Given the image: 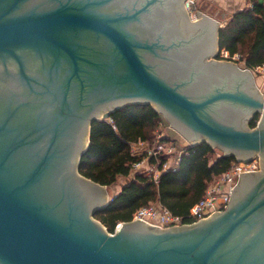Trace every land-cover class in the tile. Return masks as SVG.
<instances>
[{
    "label": "water",
    "instance_id": "1",
    "mask_svg": "<svg viewBox=\"0 0 264 264\" xmlns=\"http://www.w3.org/2000/svg\"><path fill=\"white\" fill-rule=\"evenodd\" d=\"M183 3L0 0V57L18 66L9 86L0 77V264H264V235L225 245L264 206V175L239 183L254 171L240 173L225 209L230 224L208 235L201 223L161 231L138 219L112 233L94 218L110 201L107 186L77 170L92 122L132 103L151 104L186 147L205 141L238 159L264 156V96L252 70L217 59L219 22L197 10L192 18ZM36 59L50 62L42 82L24 70ZM34 94L42 96L38 135L28 136L34 123L15 115ZM222 105L247 113L220 117ZM63 156L74 160L68 174Z\"/></svg>",
    "mask_w": 264,
    "mask_h": 264
},
{
    "label": "trees",
    "instance_id": "2",
    "mask_svg": "<svg viewBox=\"0 0 264 264\" xmlns=\"http://www.w3.org/2000/svg\"><path fill=\"white\" fill-rule=\"evenodd\" d=\"M249 2L251 6L233 13L231 19L218 29L216 58H221L222 50L228 52V59L240 54L242 66L253 69L264 63V7L259 0ZM257 118L259 115L255 114L251 127L255 126ZM162 123V116L151 104L132 103L91 124L89 143L80 157L79 172L106 186L114 184L119 177L131 176L107 206L94 213L110 232L116 223L132 220L138 208L151 202H159L172 214L184 217L185 223L192 222L187 217L191 206L203 196L212 176L226 171L235 159L233 155L224 154L213 157L216 148L202 141L186 147L177 167L162 172L155 183L151 175L134 170L133 164L146 154L134 155L132 144L168 141V137L156 138L155 131ZM166 159L165 155L159 156L160 163ZM155 162L154 157L148 158L149 164Z\"/></svg>",
    "mask_w": 264,
    "mask_h": 264
},
{
    "label": "flooded vegetation",
    "instance_id": "3",
    "mask_svg": "<svg viewBox=\"0 0 264 264\" xmlns=\"http://www.w3.org/2000/svg\"><path fill=\"white\" fill-rule=\"evenodd\" d=\"M185 1L186 0H184V3H183L184 10L188 12V10L186 9V6H185ZM120 3L124 4V1H120ZM155 7H157V8H155ZM155 7L152 6V9L155 8V9L163 11V8L160 5H157ZM180 7L181 6H179V5L178 6L176 5L174 7V11H175L176 14H177V12H183V8H180ZM223 58H217V59L225 60ZM232 61L236 62L238 60H232ZM49 63H50L49 61H45L44 60V62H43L41 59H36L34 61L33 60H31V61L28 60L27 68H25L24 70L25 71H30L32 74H36L38 76L39 82H42V76H43L45 70L48 69ZM17 69H18L17 63H15L13 61V59H10V61H9V60H5L4 58L0 57V77H1V81H2V83L4 85L8 84V83H6V79L8 78L7 75H9L10 73H13L14 70H17ZM8 79H9L8 81L11 82L10 79L16 80L17 77L8 78ZM8 86H9V84H8ZM39 88L42 89L41 86H39ZM246 88L249 91H251V87L246 86ZM26 98H27V100L26 99L23 100V103L21 104V108H20L19 111H16L17 114L15 116L17 117L18 120H23L24 121V125L27 124V123H34V127L30 126V127H25L24 128L25 129V134H27L28 136L29 135L31 136V134H34V132H35V130H34V128H36V124L35 123H38L37 121L40 118L39 117L40 111L38 109V106H36V105L40 104L39 101H40V99H42V96L34 94L33 96H28L27 95ZM235 109L232 108V107L227 108V106L222 105L220 108L217 106L216 111H218L217 113H219L220 117L224 116V117L230 118L232 120H234L233 116H235V119H237V118L241 119V118L245 117V115L247 113V110H245L244 108H241V109L235 108ZM15 110H13L10 107L9 114H8V116H10L9 118H12L14 116V114H15L14 111ZM233 110H235L236 112H234ZM232 111L234 112V114H232L233 113ZM255 114L259 115L258 120H256V125H257V123H258V121L260 119V113H255ZM255 114H253V116ZM34 135H38V133L35 132ZM260 135H261V137H260V141L258 142V145H261V144H259L261 141H262V144L264 145V128H262ZM262 150L264 151V146H263ZM255 156H257L259 158V160H260V168H259V170H256L254 172L242 175L241 178L239 179V183L243 182L245 180H248V178H250V177H258V176L261 177V176L264 175V156L262 157V156H260V154L259 155L255 154ZM251 157H253V155ZM73 161H74L73 158H71L70 156L69 157L68 156L67 157L63 156L61 158L60 162H59V166H60V169L62 170V172L68 174V171L70 170V164ZM79 162H80V159H79ZM79 162H78V165H77V170H78ZM78 172H79V170H78ZM233 198H234V196H232V198H231L226 210L228 208L232 207V205L234 203L233 201L236 199V198L235 199H233ZM248 201L249 202H254L255 201L254 197H247V201L246 202H248ZM263 201H264V199H263ZM239 208H241L242 212H244L247 207H246V204H243L242 206L238 207L237 209H239ZM226 210L224 209L221 212L215 213L214 215H212L210 217H207V218H204V219H201L199 221H192L190 223L182 222V223H180L178 225H173V226H170V227H163V228L156 227V228L160 229L161 231L162 230H166V229L167 230L168 229L173 230V229L181 228V227H183L185 225H191V224H194V223H201L200 225L203 226L201 231L208 235L213 230L224 228V227H226V226H228L230 224V220L231 219H230V217L227 216V214H225ZM252 217H253V220L251 221V223H248V224L246 223L244 225H241L235 230V232L230 236L229 241L225 244L226 247H232V246H233V248L237 247V244L240 243L246 237V233H249L250 235H253L254 233H256L257 236H261V238L263 237V235H264L263 234V231H264V226H263L264 225V206L260 208V211H255L253 213ZM130 221H134V220L132 219ZM122 222H127V221H121V222L116 223L113 232L115 231V229ZM259 225H261L263 228L261 226H259Z\"/></svg>",
    "mask_w": 264,
    "mask_h": 264
},
{
    "label": "built area",
    "instance_id": "4",
    "mask_svg": "<svg viewBox=\"0 0 264 264\" xmlns=\"http://www.w3.org/2000/svg\"><path fill=\"white\" fill-rule=\"evenodd\" d=\"M261 4L264 7V0H261ZM195 5H196L195 0L185 1L186 9L188 10V13L192 16V18L195 17ZM238 55L239 54H234L232 56L233 59L237 60L235 56ZM251 70L264 71V63L256 66ZM156 137L157 139L161 138L160 133H157ZM138 143L142 144L144 142H138ZM138 143L132 144V150H133V145ZM146 152H147L146 157L148 158L154 157L157 162L153 164H149L147 162L146 163L147 166L145 167L147 173H145V171L143 172L140 171V172L146 175H151L155 183L159 181L162 172L167 171L169 169L174 170L177 167L180 157L182 155V151L179 152L175 158L174 164L172 165V163L170 162L171 160L170 158L169 159L167 158L162 163L159 162V156L160 155L167 156V154L172 152V148L166 149V147L159 145L155 147L153 150H147ZM133 154L137 155L134 152ZM144 158L141 161L134 163L133 168L136 169L142 166L144 164ZM259 168H260V164H259V158L257 156H253L250 159H245V160L238 158L233 159L230 163L229 168L226 171L218 175L212 176L211 180L207 184L203 196L191 206L187 214V217L192 219L193 221H199L201 219L212 216L214 212H221L224 209H226L231 200V192L234 186L238 182L240 173L248 172V171H256L259 170ZM183 218L184 217L182 216H177L172 214L166 207L161 205L159 202H151L146 206L138 208L134 212L132 219L133 220L138 219L148 225L163 228V227L178 225L183 222Z\"/></svg>",
    "mask_w": 264,
    "mask_h": 264
},
{
    "label": "rangeland",
    "instance_id": "5",
    "mask_svg": "<svg viewBox=\"0 0 264 264\" xmlns=\"http://www.w3.org/2000/svg\"><path fill=\"white\" fill-rule=\"evenodd\" d=\"M204 0H195V11L197 10V8H200L203 6ZM221 58L225 59V60H234L233 57L231 59H228L230 56L228 54V52L226 51H221ZM237 58L238 61H236V63L243 65V60L241 61V57L240 54L238 56H235ZM227 58V59H226ZM253 73V77H254V82H255V87L257 88V90L264 96V71H252ZM254 118V116H252V118H250V120H247L246 124L248 127L252 128L250 126V121H252ZM258 120V118H257ZM256 126V123H255ZM253 126V128L255 127ZM157 133H160L161 137H168L169 140L166 142H161L158 140H155L151 145L147 144V143H138L133 145V152L136 153L137 155H142V154H147V150H153L155 147L161 145L163 147H166V149L172 148V152L167 154V158L171 159L170 162L174 163L175 162V158L177 156V154L179 152H181V148H185L188 141L186 139H184L177 131H175L173 128L170 127V125L166 122V124H164V122L160 125V127L155 131V135ZM157 138V137H156ZM143 147V148H138V147ZM138 149H137V148ZM215 155L213 157H215L216 155H220L223 154V151L221 149L216 148L215 151ZM257 154L259 155V153L257 152ZM255 155V154H254ZM166 156V155H165ZM148 162V157L145 156L144 158V164L138 168H134V170L136 171H145V173H147V170H145V167L147 166ZM131 178V176L129 177H119L117 179V181L110 185L107 186V192H108V199H111L113 196L117 195V193L120 191V189L122 188V186Z\"/></svg>",
    "mask_w": 264,
    "mask_h": 264
},
{
    "label": "crops",
    "instance_id": "6",
    "mask_svg": "<svg viewBox=\"0 0 264 264\" xmlns=\"http://www.w3.org/2000/svg\"><path fill=\"white\" fill-rule=\"evenodd\" d=\"M247 6H251L249 0H204L203 6L197 8V11L204 13L207 16L213 18L214 20L219 22L218 24L220 26H223L227 21L231 19L233 13ZM138 148H143V147H138ZM184 150L185 148H181L182 153L184 152ZM173 164L174 163H172V165Z\"/></svg>",
    "mask_w": 264,
    "mask_h": 264
}]
</instances>
